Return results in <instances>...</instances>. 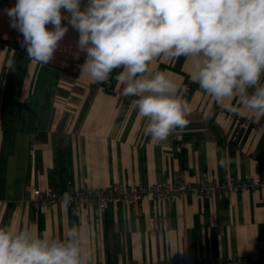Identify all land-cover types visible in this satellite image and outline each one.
Instances as JSON below:
<instances>
[{"label": "crops", "instance_id": "crops-1", "mask_svg": "<svg viewBox=\"0 0 264 264\" xmlns=\"http://www.w3.org/2000/svg\"><path fill=\"white\" fill-rule=\"evenodd\" d=\"M150 67L180 82L192 106L188 125L165 141L144 134L146 118L115 79L121 69L106 83L81 72L64 82L55 69L0 45V223L51 237L83 225L91 232L93 264L220 257L264 264V187L105 208L32 203L34 189L264 178V117L229 111L235 100L216 104L193 82L192 61L183 56ZM225 154L234 161L227 171L217 166Z\"/></svg>", "mask_w": 264, "mask_h": 264}, {"label": "clouds", "instance_id": "clouds-1", "mask_svg": "<svg viewBox=\"0 0 264 264\" xmlns=\"http://www.w3.org/2000/svg\"><path fill=\"white\" fill-rule=\"evenodd\" d=\"M5 13L35 63H50L73 30L82 75L106 83L121 69L115 79L124 96L136 97L153 140L182 132L192 112L183 85L151 70L162 57L191 60V79L216 104L235 100L229 111L264 117V0H15ZM232 163L228 154L217 160L226 171ZM71 202L65 193L62 203ZM0 264H93L91 232L76 224L51 237L0 223Z\"/></svg>", "mask_w": 264, "mask_h": 264}, {"label": "built area", "instance_id": "built-area-1", "mask_svg": "<svg viewBox=\"0 0 264 264\" xmlns=\"http://www.w3.org/2000/svg\"><path fill=\"white\" fill-rule=\"evenodd\" d=\"M134 99H136V97H128L126 101L133 106L132 101ZM172 138L176 140V136ZM251 187H264V178H236L227 179L225 181H218L211 177H203L194 180L181 178L177 182H167L162 185L139 186L113 184L104 188L73 189L70 192L34 189L32 191L31 201L36 207L53 206L55 204L65 206L62 203L64 194L69 193L72 197V202L66 207L86 208L89 206H97L98 208H105L110 203H134L145 198H151L156 201H166L183 198L188 194L201 197H210L220 192L234 194L238 191H245ZM127 264L149 263L130 262ZM150 264H255V261L248 258L220 257L197 258L195 262H192L183 258H175Z\"/></svg>", "mask_w": 264, "mask_h": 264}, {"label": "trees", "instance_id": "trees-1", "mask_svg": "<svg viewBox=\"0 0 264 264\" xmlns=\"http://www.w3.org/2000/svg\"><path fill=\"white\" fill-rule=\"evenodd\" d=\"M14 3L15 0H0V45L27 57L25 49L21 46L23 37L16 29L9 26V19L5 13ZM77 40L78 34L69 30L60 42L55 58L48 64H42L58 71L64 82H72L80 72L79 66L83 62L84 54L78 51ZM76 55L80 56L79 60L74 58Z\"/></svg>", "mask_w": 264, "mask_h": 264}]
</instances>
